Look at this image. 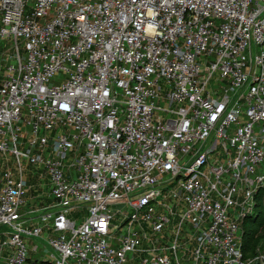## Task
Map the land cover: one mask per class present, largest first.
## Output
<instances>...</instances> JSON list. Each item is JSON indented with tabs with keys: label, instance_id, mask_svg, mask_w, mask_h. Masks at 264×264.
<instances>
[{
	"label": "built area",
	"instance_id": "obj_1",
	"mask_svg": "<svg viewBox=\"0 0 264 264\" xmlns=\"http://www.w3.org/2000/svg\"><path fill=\"white\" fill-rule=\"evenodd\" d=\"M0 41V264H264V0H0Z\"/></svg>",
	"mask_w": 264,
	"mask_h": 264
},
{
	"label": "rangeland",
	"instance_id": "obj_2",
	"mask_svg": "<svg viewBox=\"0 0 264 264\" xmlns=\"http://www.w3.org/2000/svg\"><path fill=\"white\" fill-rule=\"evenodd\" d=\"M9 46H10V43H9V42H2V41H0V82L2 81V79H3V77H4V74H5V63H6L7 60H8L7 56L9 55V51H7V49L9 48ZM22 54H23V53H22ZM162 95H164V93H162ZM215 158H216V159L219 158V155H217V156H211V157L209 158L210 162L213 161ZM3 159H4V158H1V156H0V172H3L4 169L10 168V167H9L10 165H9V166L5 165V161H4ZM7 159L9 160V163H8V164H12L11 167H13L14 164H13V159H12V157H11V156H7ZM220 159H222V157H221ZM23 165H24V166H23V173L26 174L28 167L26 166V164H23ZM29 168H31V167H29ZM205 170H207L206 167H204V168L202 169V172L205 171ZM35 174H36V175H35V184H37V186L43 184V182L46 181V178H45V179H42V178L40 177V175H39L37 172H36ZM176 190H177V187H173L172 189H170V191L165 192L164 195L160 198V200H159V204H160L161 206H169V205H172L173 203H175L176 200H174V199L172 198V194H171V193L175 192ZM151 207H152V209H154V211L157 212V213H164V212H165V208H161V207H158V206H156V205H152ZM121 209H122V208H121ZM181 210H182V209L180 208L176 213H177V214L182 213ZM81 215H82V212H74V213L72 214V217L79 218ZM120 220H121V219H120V215H118V216L116 217V221L119 222ZM171 226H172V221L170 222L169 227H171ZM143 227L145 228L146 233H147V235H148V237L150 238L151 241L160 240V241H162V243H164V242H166L167 240H170V239H169L170 232H168L167 230H164L163 233L160 234V235H154V234L150 231V229H148L145 225H143ZM123 229H124V228H123ZM123 229H122V231H120V233H121V232H124ZM262 233H263V232H262V229H259V230H257L256 233L253 235V238H254V239H255V238H256V239H259L258 242L256 243V246L254 247V249H253V251H252L253 253L256 252V250H257V251H260V250H262V248H263L264 243H262V240L260 239V236L262 235ZM121 234H122V233H121ZM47 251H48V252H51L50 249H48V248H47ZM178 253H179V252H178Z\"/></svg>",
	"mask_w": 264,
	"mask_h": 264
},
{
	"label": "crops",
	"instance_id": "obj_3",
	"mask_svg": "<svg viewBox=\"0 0 264 264\" xmlns=\"http://www.w3.org/2000/svg\"><path fill=\"white\" fill-rule=\"evenodd\" d=\"M1 158H4L3 160L5 161V165H7V166L10 165L9 167L12 168L11 167L12 164H8L9 160L7 159V157H1ZM36 172L38 173V171L36 169H32V168H28L27 172H26L28 184L30 186L28 193H27V203H28V206H30V207L42 208L50 200V184H49L47 176L44 173L42 174V172H41V174H42L41 178L42 179L46 178V181L43 182V184L37 186V184H35V175H34V173H36ZM1 174H2V172H0V185L2 184ZM172 228H173L172 226L171 227L168 226L166 228V230L171 233ZM169 239H170V235H169ZM155 242L156 243H162V241H160V240H156ZM164 243L168 244V243H170V240H167ZM182 243H181V245H182ZM193 246H194L193 243H190V244L185 243L184 246L180 248L178 254L183 259L182 260L183 264H189L187 257H189Z\"/></svg>",
	"mask_w": 264,
	"mask_h": 264
},
{
	"label": "trees",
	"instance_id": "obj_4",
	"mask_svg": "<svg viewBox=\"0 0 264 264\" xmlns=\"http://www.w3.org/2000/svg\"><path fill=\"white\" fill-rule=\"evenodd\" d=\"M262 229L260 239L264 243V190L256 195V206L252 216H248L242 224V250L245 256L252 254L259 239H254L253 235L257 230Z\"/></svg>",
	"mask_w": 264,
	"mask_h": 264
}]
</instances>
